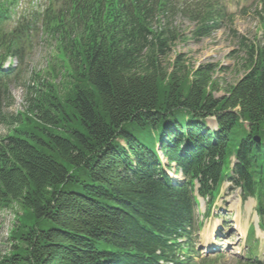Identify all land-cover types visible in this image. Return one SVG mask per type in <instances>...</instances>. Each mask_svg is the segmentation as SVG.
Returning a JSON list of instances; mask_svg holds the SVG:
<instances>
[{"label": "trees", "instance_id": "obj_1", "mask_svg": "<svg viewBox=\"0 0 264 264\" xmlns=\"http://www.w3.org/2000/svg\"><path fill=\"white\" fill-rule=\"evenodd\" d=\"M9 1L0 0V68L9 55L23 64L39 31L60 63L21 83L17 114L6 108L21 73L0 70V212L16 216L0 264H196L194 183L213 200L233 155L230 179L264 217V38L237 36L243 74L224 88L223 67L170 59L180 34L169 20L183 16L195 38L209 37L222 0H52L5 30ZM173 164L184 182L168 175Z\"/></svg>", "mask_w": 264, "mask_h": 264}, {"label": "rangeland", "instance_id": "obj_2", "mask_svg": "<svg viewBox=\"0 0 264 264\" xmlns=\"http://www.w3.org/2000/svg\"><path fill=\"white\" fill-rule=\"evenodd\" d=\"M255 6V0H230L227 7L231 14V21L225 20L220 29L209 37L195 38L193 36L195 24L183 16L178 15L173 19L169 18L171 27L180 34L179 40L170 53V59H174L176 54L181 53L195 67L200 64H217L223 67V71L216 74L220 86L224 88L234 84L243 74V70L237 65L238 57L242 56L237 36L244 35L250 42L262 36ZM31 43L25 68L17 78V82L9 88L13 101L12 105L6 108V112L9 114L11 112L17 114V111H23L25 108L24 83H31L35 73L42 76L48 74L50 72L48 65L57 67L60 63L59 60L54 59L56 51L51 47L54 41L47 39L46 35L43 38L39 33L33 35ZM56 69L59 71L58 67ZM239 69L240 71H238ZM63 74L61 69L59 75ZM50 75L49 77L52 79L53 76ZM22 82L24 83L21 84ZM222 93L223 91H220L216 95L219 96ZM207 125L210 128H215V121L208 119ZM7 132L4 125H0V136L7 134ZM232 161H235L234 157H232ZM230 168L229 159H226L224 163L225 172L229 173ZM171 174L174 180L183 178L180 175L174 176L173 171ZM240 194L239 189L225 181L208 217L206 215V201L200 198L198 210L200 231L197 238L198 242L195 245L199 256L195 257L196 264H238L239 261L251 258L252 254L249 252L251 242L249 243L250 240L247 236L251 227H254L257 252L260 251L259 256L264 257V230H262L264 228H260V218L255 212V207H250L255 200L254 202L252 200L246 202V206L249 207L247 209ZM15 220V212L10 210L0 212V251L3 254L11 247L7 237ZM240 228L241 230L244 229L243 233ZM252 246H254L253 243Z\"/></svg>", "mask_w": 264, "mask_h": 264}, {"label": "bare ground", "instance_id": "obj_3", "mask_svg": "<svg viewBox=\"0 0 264 264\" xmlns=\"http://www.w3.org/2000/svg\"><path fill=\"white\" fill-rule=\"evenodd\" d=\"M16 67V65H13V68H15ZM11 70H13V69H11ZM253 203V202H252ZM241 229V228H240ZM242 232H244V231H242ZM212 236V235H211Z\"/></svg>", "mask_w": 264, "mask_h": 264}]
</instances>
